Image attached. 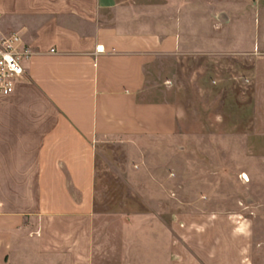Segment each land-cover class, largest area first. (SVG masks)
Segmentation results:
<instances>
[{"label":"crops","instance_id":"obj_1","mask_svg":"<svg viewBox=\"0 0 264 264\" xmlns=\"http://www.w3.org/2000/svg\"><path fill=\"white\" fill-rule=\"evenodd\" d=\"M0 31L31 51L0 97V264H259L254 221L217 199L183 213L168 193L104 215L96 194L109 143L142 171L149 149H165L167 170L147 168L164 175L158 190L174 188L181 110L145 98L147 73L264 45V0H0Z\"/></svg>","mask_w":264,"mask_h":264},{"label":"rangeland","instance_id":"obj_2","mask_svg":"<svg viewBox=\"0 0 264 264\" xmlns=\"http://www.w3.org/2000/svg\"><path fill=\"white\" fill-rule=\"evenodd\" d=\"M147 87L146 99L174 101L181 110L178 129L186 140L176 143L179 152L171 162L174 188L158 190L154 183L164 175L147 168L167 170L165 149H149L142 171L126 145L99 144L97 210L145 211L151 197L169 193L175 210L185 213L193 208L191 199H217L221 211L252 218L254 260L264 263V45L164 59L147 73Z\"/></svg>","mask_w":264,"mask_h":264},{"label":"built area","instance_id":"obj_3","mask_svg":"<svg viewBox=\"0 0 264 264\" xmlns=\"http://www.w3.org/2000/svg\"><path fill=\"white\" fill-rule=\"evenodd\" d=\"M20 40L16 32L0 31V97L11 95L25 74L22 60L24 56H29L31 51L27 47L21 50Z\"/></svg>","mask_w":264,"mask_h":264}]
</instances>
